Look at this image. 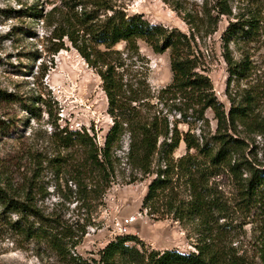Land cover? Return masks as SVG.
Wrapping results in <instances>:
<instances>
[{
    "label": "rangeland",
    "instance_id": "374dc122",
    "mask_svg": "<svg viewBox=\"0 0 264 264\" xmlns=\"http://www.w3.org/2000/svg\"><path fill=\"white\" fill-rule=\"evenodd\" d=\"M79 1L87 10L96 8L92 0L66 3L75 5ZM107 1L128 13L142 14L152 24L190 33L185 14L198 9L202 0ZM249 1L250 7L259 13L260 28L253 38L239 45L235 41L230 43L235 59L242 55L249 59L248 78L231 77L222 55L221 37L233 19L223 17L217 32L197 41L207 54V72L218 98L227 109L235 102L250 112L239 122L237 136L248 143L246 153L251 159L264 164V139L257 130L264 118V0ZM62 3L64 0H0L1 181L19 186L31 179L38 207L58 230L73 233L74 239H79L74 249L84 257L97 256L111 240L123 235L133 236L130 244H137L142 250H195L200 235L198 220L188 217L178 220L174 213L162 218L159 212L149 214L150 209L144 206L148 185L155 176L132 174L125 157L128 132L119 150L118 171L106 187L94 171H83L79 184L75 166L84 163V148L79 143L69 149L59 148L53 140L52 134L61 128L87 129L95 135L98 145L103 146L115 119L109 113V99L97 67L90 66L67 40L64 48L52 53L60 44L58 39H51L52 28L33 16L22 15L28 7L47 12ZM237 4L233 2L236 12ZM82 5L76 7L77 12H81ZM114 50L117 52L112 54L111 62L116 68V78L123 84L119 95L122 109L129 113L136 107L137 111L133 112L148 118L159 113L167 115L172 126L176 124L181 132H186L188 124L183 122L178 110L183 106L162 93L172 82L171 51L155 53L143 40H138L136 46L121 42ZM128 113L125 118H129ZM207 116L209 126L194 123L192 132L199 134L200 126L205 133L216 130L213 112L208 111ZM187 152L182 139L173 154L174 161ZM59 158L64 159L61 166H58ZM158 164L159 156H156L155 169ZM174 178L180 199L189 201L193 189L184 171L180 169ZM84 190L88 194L86 198ZM202 191L214 207L211 224L219 227L227 223L232 228L227 233L219 230L217 242L228 247L236 245L240 253L254 256L251 231L254 218H244L235 210L232 177L224 168L219 169L205 180ZM3 210L0 205V212ZM10 218L16 219L17 214L4 212L0 219V264H66L45 243L27 241L9 230L6 220Z\"/></svg>",
    "mask_w": 264,
    "mask_h": 264
},
{
    "label": "trees",
    "instance_id": "16d2710c",
    "mask_svg": "<svg viewBox=\"0 0 264 264\" xmlns=\"http://www.w3.org/2000/svg\"><path fill=\"white\" fill-rule=\"evenodd\" d=\"M235 1L238 2V12L233 6ZM66 2L64 0L61 6L56 5L47 12L28 7L22 15L33 16L52 28L51 39L60 42L52 53L64 48L67 40L90 66L97 67L109 99V113L115 119L105 135L103 146L98 145L95 135L87 129L61 128L52 134L53 140L59 148L69 149L77 143L84 148V163L75 166L79 184L83 171H94L106 187L116 176L121 162L119 150L128 132L125 157L132 174L155 176L144 198L149 214L159 212L163 218L165 214L174 213L178 220L195 218L199 221L197 232L200 235L195 250L189 252L178 249L142 250L137 244H130L134 241L133 236L123 235L111 240L97 252V256L84 257L74 249L80 243L79 239L75 240L73 233L58 230L53 225L54 221L38 207L33 181L29 179L19 186L7 185L1 181V173L0 205L4 210L0 212V219L4 212L17 214L16 219L6 220L9 230L27 241L45 243L59 261L66 264H264V164L251 159L246 153L248 143L237 136L239 122L244 121L250 112L235 102L227 109L218 98L207 72V54L197 41V38L217 32L223 17L233 19L221 37L222 55L231 77L237 80L248 78L249 59L244 55L239 60L235 59L230 43L235 41L239 45V42L253 38L260 28L259 13L250 7V1L202 0L198 9L185 14L190 33L152 24L142 14L115 8L116 5L107 0H92L96 7L93 10H87L82 1L75 5ZM79 5H82L81 12L76 11ZM25 31L30 32L27 28ZM138 40L146 42L155 53L171 51L172 82L162 89V93L183 106L178 110L183 122L188 124L186 132H181L176 124L172 126L167 115L159 113L151 118L143 117L133 112L137 111L136 107L128 113L119 104L123 84L115 76L116 68L112 65L111 56L117 52L114 50L117 44L126 42L129 46H136ZM208 111L213 112L217 127L214 132L205 133L201 126L210 124ZM127 113L129 118L124 117ZM194 123H201L199 134L192 132ZM257 130L264 139V118ZM161 138L163 141L160 143ZM182 139L188 152L175 162L173 154ZM156 156H159L157 169L154 168ZM59 159L58 166H61L64 159ZM223 168L234 182L235 210L244 218H254L252 257L245 252L240 253V247L236 245L228 247L217 242L219 230L231 232L232 228L227 223L219 227L211 224L214 207L207 201L202 186L211 174ZM180 169L193 189L189 201L180 199V193L176 191L174 175ZM86 195L84 190V198Z\"/></svg>",
    "mask_w": 264,
    "mask_h": 264
}]
</instances>
